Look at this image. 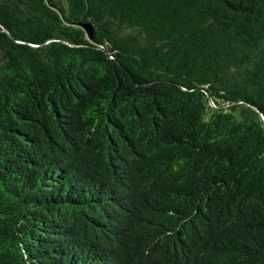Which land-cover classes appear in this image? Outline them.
<instances>
[{
  "label": "trees",
  "instance_id": "16d2710c",
  "mask_svg": "<svg viewBox=\"0 0 264 264\" xmlns=\"http://www.w3.org/2000/svg\"><path fill=\"white\" fill-rule=\"evenodd\" d=\"M0 264H264V0H0Z\"/></svg>",
  "mask_w": 264,
  "mask_h": 264
},
{
  "label": "water",
  "instance_id": "95a60500",
  "mask_svg": "<svg viewBox=\"0 0 264 264\" xmlns=\"http://www.w3.org/2000/svg\"><path fill=\"white\" fill-rule=\"evenodd\" d=\"M86 29L89 30L88 26H86Z\"/></svg>",
  "mask_w": 264,
  "mask_h": 264
}]
</instances>
